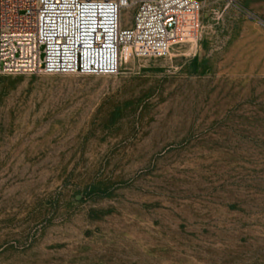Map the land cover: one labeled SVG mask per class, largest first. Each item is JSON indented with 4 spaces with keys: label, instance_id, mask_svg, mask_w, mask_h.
Wrapping results in <instances>:
<instances>
[{
    "label": "rangeland",
    "instance_id": "rangeland-1",
    "mask_svg": "<svg viewBox=\"0 0 264 264\" xmlns=\"http://www.w3.org/2000/svg\"><path fill=\"white\" fill-rule=\"evenodd\" d=\"M199 1L166 57L0 76V264H264V0Z\"/></svg>",
    "mask_w": 264,
    "mask_h": 264
},
{
    "label": "built area",
    "instance_id": "built-area-1",
    "mask_svg": "<svg viewBox=\"0 0 264 264\" xmlns=\"http://www.w3.org/2000/svg\"><path fill=\"white\" fill-rule=\"evenodd\" d=\"M129 0H0V76L118 75L130 57H166L194 37L199 0H141L122 27Z\"/></svg>",
    "mask_w": 264,
    "mask_h": 264
},
{
    "label": "bare ground",
    "instance_id": "bare-ground-1",
    "mask_svg": "<svg viewBox=\"0 0 264 264\" xmlns=\"http://www.w3.org/2000/svg\"><path fill=\"white\" fill-rule=\"evenodd\" d=\"M194 37L196 39V34H194ZM177 43V42H175ZM176 45V44H175ZM192 47V46H190ZM183 49V48H182ZM123 55L126 56V62H129L130 61V50L128 48H125L124 52H123ZM133 61V60H132ZM130 63V62H129ZM128 64V63H127Z\"/></svg>",
    "mask_w": 264,
    "mask_h": 264
}]
</instances>
